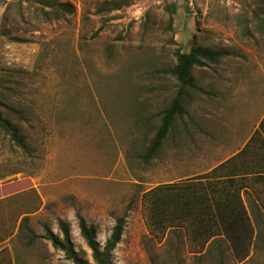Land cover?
Instances as JSON below:
<instances>
[{"label": "rangeland", "instance_id": "374dc122", "mask_svg": "<svg viewBox=\"0 0 264 264\" xmlns=\"http://www.w3.org/2000/svg\"><path fill=\"white\" fill-rule=\"evenodd\" d=\"M50 1L70 11L56 19L35 0L0 4V101L27 144L0 129V264H74L43 239L46 227L63 237L60 220L92 262L79 217L102 248L126 217L111 264H264V208L249 209L237 243L205 206L182 204L209 157L233 150L220 142L224 125L245 122L250 99L235 79L264 75V0ZM195 47L225 55L193 68L189 113L145 165L175 95L176 51ZM210 81L227 82L229 101L208 97Z\"/></svg>", "mask_w": 264, "mask_h": 264}, {"label": "trees", "instance_id": "16d2710c", "mask_svg": "<svg viewBox=\"0 0 264 264\" xmlns=\"http://www.w3.org/2000/svg\"><path fill=\"white\" fill-rule=\"evenodd\" d=\"M5 0H0V4ZM31 1V0H25ZM36 2L45 6L44 13L49 16L50 12H53L56 15V19L61 17L63 11H70V7L65 5H60L58 1H50V0H35ZM127 4V3H126ZM129 4V2H128ZM121 6H117L116 8H120ZM173 14H175L177 7L172 5ZM48 10V11H47ZM174 23V17L170 18V24ZM261 26L264 28V20H261ZM176 65L170 71L171 77L176 82L175 83V95L172 97V100L169 104L160 112L161 120L158 127H156L153 137L149 140L148 145L144 148L142 154H140V159L145 165H149L154 160H156L163 147L164 143L171 134V132L175 129L176 123L179 119L183 118L186 114L189 113V107L192 105V95L190 90H195L196 85L194 81V77L192 75V71L194 67H205L207 63L212 65H218L221 62V59L224 57L225 53L223 52H215L208 50L203 47H195L191 49L190 52H184L180 49L176 51ZM215 81H210L206 83L207 94L208 97L213 95L214 97H225V92L223 90H216L213 87ZM204 85V84H202ZM212 85V86H211ZM203 89L204 87L201 86ZM201 90V89H200ZM211 92V95H210ZM224 98H222L223 100ZM1 100V99H0ZM1 108H7L6 112H4L0 108V129L10 137V139L15 142L20 148L25 149L27 147L25 137L21 134V129L18 125H16L11 118L7 117L11 116V113H16V110L9 105L0 101ZM17 113H21L18 111ZM23 119V117H22ZM166 187H159V191L165 189ZM192 195V194H191ZM188 200H184L182 204L184 206H190L191 202L193 203L192 197ZM199 204V203H198ZM156 206H159L158 204ZM205 206L204 212H201L203 215L208 214V207L206 204L199 205L198 209L203 210ZM241 210H237L236 207H232L228 210L230 212V217L221 216L222 209L217 210L220 215L221 224H225L226 231L230 230L233 233L235 239H237V243L240 238H238V234L236 233L239 228L245 229L247 226L246 222H249L247 210L242 207ZM240 211V213H239ZM235 218V219H233ZM28 217H25L22 223L26 222ZM126 224V217H121L117 219L116 225L113 228L112 234L108 239L104 248L101 247L98 239H97V229L94 225H89L86 220L82 217H79V227L81 230V235L85 240L88 248L92 252L93 261H89L83 258L75 249L72 237H71V229L70 225L63 221H59V228L63 234V237L56 235L49 227L45 229V235L43 239L51 242L52 246L64 253L66 259L70 260L74 264H111L113 258V252L116 249L117 245L121 242ZM22 226V225H21ZM244 232V231H243ZM231 238H234L230 236Z\"/></svg>", "mask_w": 264, "mask_h": 264}, {"label": "crops", "instance_id": "0c3cea01", "mask_svg": "<svg viewBox=\"0 0 264 264\" xmlns=\"http://www.w3.org/2000/svg\"><path fill=\"white\" fill-rule=\"evenodd\" d=\"M235 80L238 81L237 88L246 90V96L242 97L245 103L250 99L243 118L245 122L233 121L224 125L230 132L224 130L219 140L226 145L230 143L233 150L227 152L224 145V157H209L213 164H208V169L199 174L205 177L191 186L192 199L209 208L208 214L202 215L217 218L210 221L216 223L221 222L219 209H222L221 216L228 218L231 215L228 210L232 207H244L247 212L250 208H264V75H253L247 84H243L241 78ZM213 87L223 90L225 97L230 95L226 81H215ZM225 97L224 103L231 95ZM214 100L218 102L219 98Z\"/></svg>", "mask_w": 264, "mask_h": 264}]
</instances>
